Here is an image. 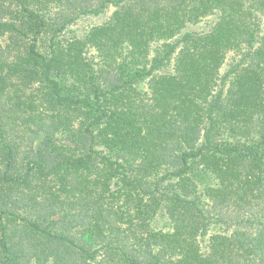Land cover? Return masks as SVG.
Wrapping results in <instances>:
<instances>
[{"label":"trees","instance_id":"obj_1","mask_svg":"<svg viewBox=\"0 0 264 264\" xmlns=\"http://www.w3.org/2000/svg\"><path fill=\"white\" fill-rule=\"evenodd\" d=\"M0 264H264V0H0Z\"/></svg>","mask_w":264,"mask_h":264},{"label":"rangeland","instance_id":"obj_2","mask_svg":"<svg viewBox=\"0 0 264 264\" xmlns=\"http://www.w3.org/2000/svg\"><path fill=\"white\" fill-rule=\"evenodd\" d=\"M110 11H107L106 14L98 16V17H87L84 20L80 21L78 25L75 27V30H78L77 34L79 32L87 29L89 26L100 24L103 21L107 19L109 16ZM234 59V56L232 53H229L226 57V60L224 62V65L222 66L220 73L223 74L229 67V65L232 63Z\"/></svg>","mask_w":264,"mask_h":264}]
</instances>
